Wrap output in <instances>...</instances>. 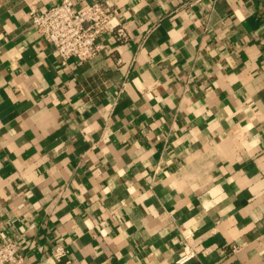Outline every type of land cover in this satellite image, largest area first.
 Returning a JSON list of instances; mask_svg holds the SVG:
<instances>
[{
	"label": "crops",
	"instance_id": "0c3cea01",
	"mask_svg": "<svg viewBox=\"0 0 264 264\" xmlns=\"http://www.w3.org/2000/svg\"><path fill=\"white\" fill-rule=\"evenodd\" d=\"M61 1L0 0V244L178 264L190 236L185 264H264V3L72 0L125 36L63 65L30 17Z\"/></svg>",
	"mask_w": 264,
	"mask_h": 264
},
{
	"label": "built area",
	"instance_id": "2783aa9c",
	"mask_svg": "<svg viewBox=\"0 0 264 264\" xmlns=\"http://www.w3.org/2000/svg\"><path fill=\"white\" fill-rule=\"evenodd\" d=\"M259 1L264 3V0ZM30 17L32 26L54 47L63 65L72 59L86 62L96 58L104 50L99 39L107 32L116 33L118 37L125 36L118 10L103 2L78 11L72 0H62L44 13L32 7ZM238 250V247H233V252ZM67 252L65 247L59 245L53 256L62 259L67 256ZM196 257L198 253L192 245V239L186 236L177 263L185 264ZM0 264H25V258L14 240L0 244Z\"/></svg>",
	"mask_w": 264,
	"mask_h": 264
}]
</instances>
